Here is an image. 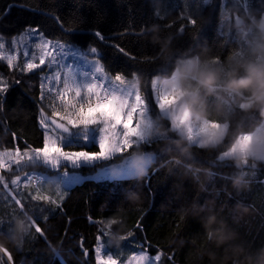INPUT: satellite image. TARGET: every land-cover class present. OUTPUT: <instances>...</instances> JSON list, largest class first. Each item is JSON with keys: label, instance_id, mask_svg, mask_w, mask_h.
Here are the masks:
<instances>
[{"label": "trees", "instance_id": "16d2710c", "mask_svg": "<svg viewBox=\"0 0 264 264\" xmlns=\"http://www.w3.org/2000/svg\"><path fill=\"white\" fill-rule=\"evenodd\" d=\"M200 7L203 21L193 26L187 22L197 9L191 0H161V16L158 19L154 17L155 11L150 0H0V43L6 45L0 52L5 56L15 55L13 63L21 65L29 58L24 56L25 49L30 54L35 52L38 57L39 51L35 44L39 43L40 32L51 41L60 40L63 35L73 47L67 63L73 64L77 71L91 70L86 53L90 46H96L100 50L101 62L110 70V75L127 69L126 78L131 79L133 71L142 73L143 80L139 87L142 95L147 84L149 95L155 103L151 79L157 73L169 71L171 63H165L160 58L159 47L151 44L145 36L141 39L146 43L138 42L131 25L135 21L137 30H145L150 24H159L163 35L173 37V58L204 45L210 47L221 60L234 50H240L241 40L230 27L234 18L229 10L236 8L245 12L243 0H213L211 5L201 4ZM250 11L264 13V0H250ZM148 13L153 14V20L147 24L141 23ZM68 27L78 28L79 31L67 33ZM30 28L37 30L35 35L28 34ZM96 30L107 37V43L91 34ZM118 47L125 48L137 58V62L130 61L118 51ZM41 68H44L43 72L38 69L23 72L8 67L7 60H0V81L8 84V91L0 93L3 98L0 104V121L3 122L0 124V151L16 147L23 150L29 145L43 147L40 112L43 107L45 114L51 117V101L40 102L41 78L48 71L45 66ZM156 112H159L158 108ZM256 119H259L258 115ZM144 147L146 150L155 148L154 145ZM66 150L98 152L100 149L97 143L87 148L74 146ZM216 155L215 152L196 150L194 158L210 168L206 161ZM116 161L113 158L75 169L67 165L66 170L70 174L75 173L78 182L70 186L61 185L66 196L59 207L41 209L36 215L30 211L33 217H39L37 223L46 238L34 234L32 229L34 236L26 238L23 251L7 249L13 257L12 264H59V259L47 251L50 243L61 246L63 252L60 258L65 264H96L98 230L103 227L106 218L117 215L126 218V239L118 249H111L114 253L123 251V245L131 247V251L122 259L113 255L117 264L127 260L134 252L138 253L141 246L150 256L160 253L159 264H208L207 256L200 255L206 247L200 217L186 214L185 210L193 202L204 204L212 198L215 199L218 215L238 232L240 240L252 249L264 246V165L258 169H246L251 177L250 186L237 194L227 179L233 168L228 162H217L215 167L210 168L216 175L208 187L218 191V195L213 197L209 193L198 192L190 179L169 174L168 168L172 162L167 156H159L149 175L139 184L127 179L113 181L108 170ZM18 174L0 170V175H4L9 184ZM24 186L25 181L22 179L20 188ZM127 190L139 191L140 202L133 204L125 200L124 193ZM18 197L23 202L31 201L25 199L24 194ZM237 202L247 206L248 212L239 223H234L231 209ZM1 204L3 208L8 205L5 202ZM12 205L15 206L14 203ZM18 212L16 206L13 210L0 209V219L7 222ZM138 224L140 227H137ZM129 232L132 236L128 235ZM0 262L8 264L1 256Z\"/></svg>", "mask_w": 264, "mask_h": 264}, {"label": "clouds", "instance_id": "9594fccd", "mask_svg": "<svg viewBox=\"0 0 264 264\" xmlns=\"http://www.w3.org/2000/svg\"><path fill=\"white\" fill-rule=\"evenodd\" d=\"M150 3L155 12H160L161 0ZM229 11L234 18L230 27L243 42V49L234 50L223 60L207 45L173 58V37L163 35L156 23L145 28V38L159 47L165 63H171L169 71L151 79L156 91L169 93L170 98L165 100L163 111L144 119L143 143L133 146L110 166L113 181L127 179L139 184L163 155L172 162L169 174L190 179L198 192L215 197L218 191L208 187L214 182L213 171L194 158L195 151L200 150L215 152L218 161L231 165L234 171L227 179L233 191L239 194L249 188L251 177L246 169L264 165V13L236 8ZM142 80L143 74L134 72L128 81L129 90L138 89ZM144 145L155 148L146 150ZM57 187L61 185L55 177L44 184V190ZM124 198L136 204L141 194L127 190ZM231 211L233 222L239 223L248 208L237 202ZM185 212L200 217L206 241L200 255L207 256L208 264H264V246L252 249L240 240L238 232L218 215L214 198L204 204L193 202ZM33 223L28 210L13 215L11 226L0 232V250L23 251ZM102 228L107 231L105 245L118 249L126 235V218L108 217ZM47 251L58 258L63 249L50 243Z\"/></svg>", "mask_w": 264, "mask_h": 264}, {"label": "snow or ice", "instance_id": "6c2138e0", "mask_svg": "<svg viewBox=\"0 0 264 264\" xmlns=\"http://www.w3.org/2000/svg\"><path fill=\"white\" fill-rule=\"evenodd\" d=\"M213 0H191V4H196V12L189 16L188 24L197 26L203 21L200 16L201 4L211 5ZM245 12L250 11V0H243ZM146 18L141 23L147 24L153 18H160L161 13L145 14ZM133 34L137 41H142L145 36L144 30L136 27V22L131 25ZM36 29H28V34L35 35ZM67 33L79 31L78 28H67ZM93 34L100 41L107 43V37L99 30ZM223 34V33H222ZM39 43L35 44L39 55L35 52L29 53L27 49L24 56L29 57L21 65L14 64L15 55H3L0 52V60H7L8 67L18 68L23 72H31L38 69L44 71L45 66L48 71L41 78L40 102L50 100L51 117L47 116L41 108L40 126L43 129V147H32L29 145L25 149L16 147L0 151V170L4 172L20 173L11 179L10 184L4 175H0V185L6 193V199L10 198L9 203L14 202L19 211L31 208L26 206L22 198H18L17 189L20 188L21 181H25V187L35 189V194L29 193L31 201H43L45 204L59 205L56 199L43 194L44 184L51 177L58 179L59 185H71L78 182L75 173L70 174L66 168H79L82 165H94L101 161H110L113 158L119 159L124 156L133 146L143 143L142 125L148 115H158L166 107L165 100L170 98L169 93H158L154 84L151 82V91L155 93V103L149 95L147 84L142 90L140 88L130 91L128 88L127 69L117 72L114 76L110 75V70L101 62L99 48L90 46L87 49L86 61L90 66V71H77L73 64L67 63L69 53L73 47L65 36L60 40L51 41L45 38V34L40 32L38 35ZM63 40V42H61ZM15 43V40H13ZM5 43H0V50L5 48ZM243 49V42L240 41V50ZM118 51L128 57L130 61L137 62L135 56L130 55L123 47H118ZM91 54V58H90ZM38 59V63L36 60ZM54 69V70H53ZM136 72L133 71L131 75ZM44 81H49L45 83ZM8 91V84L0 81V93ZM59 103H56V102ZM3 98L0 97V104ZM159 112H156V109ZM3 122L0 121V124ZM98 132V136H97ZM83 141V144H81ZM99 145L98 152L72 151L74 146L87 148L95 144ZM145 146V145H144ZM218 161L216 156L210 158L209 167H215ZM34 165V166H33ZM230 166V165H224ZM105 167H107L105 165ZM39 169V171H38ZM61 169H65L61 171ZM213 175H216L213 172ZM56 195L60 200L64 196L60 193V187L56 188ZM26 199V198H25ZM39 217H33L32 228L34 234L45 237V232L37 223ZM47 217H45V220ZM95 222V221H94ZM5 226H11V220L7 222L0 219V232L5 231ZM137 227H140L138 224ZM96 237L95 260L96 264H117L113 258V250L105 245L104 238L107 231L103 228L98 230ZM32 233V235L34 236ZM132 236V233H128ZM126 239L125 237L123 240ZM7 257L8 264H12L13 257L7 249L0 250ZM85 256L88 255L85 250ZM106 257V258H105ZM59 264H65L62 258L58 257ZM161 260V254L150 256L148 252L141 250L130 255L127 260L120 261V264H155ZM2 264V262H0Z\"/></svg>", "mask_w": 264, "mask_h": 264}, {"label": "rangeland", "instance_id": "374dc122", "mask_svg": "<svg viewBox=\"0 0 264 264\" xmlns=\"http://www.w3.org/2000/svg\"><path fill=\"white\" fill-rule=\"evenodd\" d=\"M152 95H153V99H154V102H155V93L152 92ZM29 193L35 194V189L34 188H31V187H25V186L22 187V188H20V189H17V194L18 195L24 194L25 197H26V199H30L31 200V197H30ZM60 193L65 198L66 192H65V190L63 189L62 186L60 187ZM43 194H46V195L51 196L52 199H56L58 205H60V203L63 201V200H60L58 198V196L56 195V189H53V190H44L43 191ZM5 197H6V193L4 192L3 186H2V188L0 189V209H4V210H13V209H15V206L12 205V203H14V202L9 203L10 198H7L6 199ZM18 198H21V197H18ZM2 202H5L6 204H8L7 207L3 208L4 206H2V204H1ZM25 203L28 206H30L31 211L35 215L41 209L47 210V209L50 208V206H57V205H52V204H45L43 201H27ZM121 248L123 249V251L114 252V254H113L118 259H122L123 257H125L131 251V247H129V246H124L123 245ZM0 256L3 257V259L5 261H7V257L4 255V253H0ZM155 264H159V261L158 262H155Z\"/></svg>", "mask_w": 264, "mask_h": 264}]
</instances>
